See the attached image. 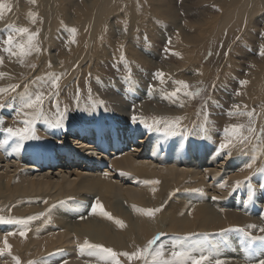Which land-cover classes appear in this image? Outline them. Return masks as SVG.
Instances as JSON below:
<instances>
[{"label": "bare ground", "instance_id": "6f19581e", "mask_svg": "<svg viewBox=\"0 0 264 264\" xmlns=\"http://www.w3.org/2000/svg\"><path fill=\"white\" fill-rule=\"evenodd\" d=\"M26 1L23 6L35 7L33 13H25L27 18H32V23H19L17 27H27L30 32L38 31L35 43L39 51H32L30 55L21 58L4 51L8 47L4 41L0 44V57H3L0 73L4 74L0 76V83L9 84V88L0 94L2 98L0 105H3L0 106V109L2 108L0 112L11 120L14 119V115H19L20 118L8 122L0 116V157H2L1 151H4L15 159L32 160L38 165L35 167L36 170H39L41 165L45 163L50 165L60 156L65 155L67 160L77 164L82 162L80 168L86 167L90 162L97 171L92 169V173H76V180L69 181L66 187L63 185L58 187L61 196L53 203H46L39 197L44 195L45 190L50 189L52 184L61 183L48 179L52 176H46L44 181L21 179V169L17 178L0 176V217L4 218L0 221V248H4L5 237L11 246L10 249L0 252V264H17L16 258L19 259L20 264H29L30 261L36 264H113L111 259H102L98 249L86 246L85 241L89 245H103L117 253H131L147 246L157 233H161L162 236L171 232L186 231L195 234L201 230H219L230 225L244 228L255 225V228L250 227V229L261 232L260 229L264 228V171H261L264 169V153L260 151L263 156L248 154L251 150L256 152V149L252 146L241 147L240 143L237 144L238 137L233 138L232 144L226 149L221 150L220 144L231 136L230 132L226 136L225 129L230 128L231 125H242L248 119L247 113H253L251 118L259 122L256 123L257 128L253 136L264 138V133L261 131L264 129V55L260 54L264 46V0H184L183 3L187 10L196 9L198 24L204 26L211 24L207 30L210 34L218 32L216 34L219 41L226 35L223 34V30L230 36L232 31L237 32L245 26L243 32L245 35L237 38L238 41L234 46L237 54L240 50L244 52L239 57L240 61L245 58L250 62L249 70L245 73L246 68L242 72L238 71L235 78L238 91L233 102L237 104L244 102L243 110H231V117L215 114L214 111L208 112L202 123L194 125L192 130L187 127L184 113L173 111L168 119L155 128V131L150 130L152 133L146 141L141 140L140 135L150 127L139 123L140 121L131 123L132 121L124 119V123L117 125L111 124L110 121L104 124L82 121L77 123L81 124L79 127L70 128L71 134L78 136L72 137V145L59 140L51 142L47 139L52 144L49 153L45 151L44 146L37 147L38 149L34 146L27 148L25 140L21 141L19 137L12 136L6 131L9 127L22 128L24 124L18 125L17 121L22 123L30 118L25 113L33 112L32 109H16V111L13 107L14 102L20 100L23 104L27 94L43 91L44 118H40L38 126L41 127L38 130H42L43 134L48 136H56L57 131H60L59 138H61L64 130H49L47 127L44 128L45 124L53 121L52 113L54 109L57 113L56 110L61 105H70V109L72 108L74 112L78 111L75 113L77 116L88 114L85 110L96 109L93 105L89 106V102L81 99L84 95L88 96L90 80L93 79L92 72L87 66L91 65L94 59L108 60V54L98 48L97 42L93 43L96 40L92 36H82L84 26L87 31L86 25L96 24L94 9L78 5L75 0ZM93 2L94 0L90 1L89 5ZM172 3V0H141V3L139 0H123L121 3L115 2L111 11L116 16H123L125 20L123 25H126L129 17L118 11L120 9L132 11L140 6L154 18L169 21L177 30L174 22L176 19L174 12H177V7L176 3ZM6 5L7 8L0 17V26L3 28L10 25V12L15 9L18 13L22 6L19 0H8ZM38 9L41 11V21L34 20ZM203 12L209 14L207 19H199ZM73 24L76 31L64 43L59 44L50 39L49 36L54 31ZM123 25H118V28ZM106 28L105 35H108L110 32L107 26ZM236 32L231 36L235 37ZM244 37L249 38L243 40ZM88 38L90 44L86 45ZM257 39H261V44ZM26 42L27 35L19 34L14 39L12 50L18 52L16 45ZM189 42L187 38L180 41L184 45H188ZM193 44L192 39L188 45L189 49L187 46L189 56L192 58L197 51L192 48ZM252 44H254V49L251 47L254 55L249 53L247 57L245 49ZM54 47L58 48L55 54L52 52ZM70 54L77 59H72ZM21 59L27 62L25 72L19 71V68L14 66V62ZM74 61L77 62V69L68 70L70 68L67 67L72 64L69 62ZM240 61L239 66L243 67ZM50 74L60 77L58 89L51 88ZM13 85L17 86L14 90L11 87ZM103 85L106 87L105 84ZM235 87L237 88L236 85ZM137 90L139 91L135 93L136 95L145 94L139 85ZM49 93L57 94L49 95ZM147 95L159 96L161 91L152 87ZM76 99H80L77 104H75ZM256 105L263 106L262 112L252 109ZM4 109L9 110L5 112ZM125 111L126 107L123 108V113H126ZM177 115L182 117L177 120ZM224 115L227 116L226 113ZM134 125L143 129L134 128ZM176 127L179 133L176 136L165 131L166 128H170V131L174 132ZM123 129L126 131L123 132ZM83 136H86L88 143L92 142L87 144L90 151L86 148V154L83 153L85 149ZM126 140L129 141L127 145L134 142L130 147L140 146L145 142L146 154L142 150L145 159L136 157L131 149L128 151L129 146L125 147ZM257 143L255 141L256 145ZM122 145H125V149H122ZM71 146L75 149H71ZM78 148H81L80 152ZM107 148H110L109 152L107 151L109 157L106 158L109 160L108 170L111 175L99 172L100 163L93 159L95 154L104 153L106 151L104 149ZM111 148L114 150L111 151ZM138 148H133V151L134 149L137 151ZM252 157H256L255 163H252ZM148 159L150 161H147ZM220 160L224 161L227 168L234 173L230 172L228 175L225 168L219 171L216 166ZM249 163H252L250 168L246 167ZM208 166H213L214 169H205ZM115 198L124 200L125 207L116 204ZM20 199L23 201H19ZM97 200L102 205L103 211L109 213L112 218L103 215L99 209L96 212L92 211V206ZM145 209H160V211L149 216L142 211ZM83 213H86L85 217L81 216ZM79 215L80 218L77 219ZM29 216H38V218L26 225L7 222L10 219H26ZM117 220L121 221L123 226L118 224ZM22 232L24 235H21ZM237 243L241 242L234 237L214 247V251L216 255L232 252L242 256L252 254L258 256L264 253V242L256 243L254 246L246 242H244L246 246ZM246 247H248L247 252H239L245 251ZM157 248L159 247L153 246L150 252L154 253ZM94 249L98 251L92 252ZM76 251L79 252L77 256ZM121 257L123 256H118V259L125 263L145 264L142 259L129 260L126 257L125 261ZM147 264H152L151 255L147 258ZM254 264H259V260H255Z\"/></svg>", "mask_w": 264, "mask_h": 264}, {"label": "rangeland", "instance_id": "374dc122", "mask_svg": "<svg viewBox=\"0 0 264 264\" xmlns=\"http://www.w3.org/2000/svg\"><path fill=\"white\" fill-rule=\"evenodd\" d=\"M7 1L8 0H2L5 4ZM90 1L92 0H75V3L86 8L90 7L94 9V19L96 24L95 26H92V24L86 25L87 31L84 29V26L82 29L84 32L82 36H92L96 40L93 41V43L97 42L98 48L100 50H104L108 54V60L99 59L96 61L94 59L91 61V65L87 66L90 72H92L93 79L90 80V92L88 96L84 95L81 99L85 102H89V106L93 105L96 109L85 110L88 111V114H78V116L75 114L78 111L75 110L76 112H74L72 108L70 109V105H61L60 108L56 110L57 113H55L54 109L52 113L53 121L46 123L45 127H43H47L49 130H64L61 134V138H59L60 131H57L56 136H48V134H43L42 130H38L41 127L38 126L40 123L39 120L40 118L42 119V117L44 118L43 112V115L39 119H35L33 124L32 134L36 138L25 140L27 148H31V146H34L35 148L44 146L45 151L49 153L51 143L48 142L47 139L51 142L59 140L67 145H72V137L74 138L77 135H72V130L70 128L79 127L81 124L77 123L82 121L98 122L100 124L110 121L111 124L116 125L124 123V119L132 121L131 123L140 121L139 123L143 125L147 124L151 126L149 130H146L140 135V139L146 141L149 134L152 133L150 130L155 131V128L160 123L168 119L173 111H182L184 113L183 116L187 118V127L192 130L194 125L202 123V119L208 112L214 111L215 114L231 117V110H243L245 104L244 102L242 104L233 102V99H235V95L238 91V84L235 82V78L238 71L241 70L242 72V70L246 68L244 70L245 73L249 70L248 68L250 67V62H247L245 58L240 61L239 57L244 52L240 50L237 54V50L234 46L240 36L245 35L243 33L245 26H243L244 29L241 27V29H238L237 32L235 31L238 34H236L235 37L231 36L235 33L234 31H232L233 33L231 32L229 36L223 30L224 33H222L224 35L226 34L225 36L228 39L225 36H222V39L219 41V39H217L218 35L216 34L218 32L210 34L207 27H210L211 24H207L206 26L198 24V13L196 12V9H185L183 5L184 0H172V4L176 3L177 7V12H174V16L176 18L174 22L179 32H177V30L173 27L172 23L154 18L147 10L141 8L140 6L134 8L132 11H125L123 9L118 11V13L120 12L129 17L127 24L123 25L125 21L123 16L120 14V17L118 15L116 16L115 13L111 11L115 2L121 3L123 0H94L93 4L89 5ZM139 2L141 3V0H139ZM19 3L22 5L20 7V12L18 11V13H16L15 9L10 12V25L5 26L4 28L0 26V44L3 43L4 39L10 33L14 37L19 35L11 32V26L17 27L19 23H32V18H27L25 13H33L35 11V7L23 6L27 3L26 0H19ZM68 13H71L70 10ZM36 14L37 15L34 20L41 21V11L39 9ZM208 15L209 14L203 12L199 19H207L206 17H208ZM204 22L206 23V20ZM118 25L123 26L118 28ZM106 26L110 32L108 35H105L107 30ZM60 30L54 31L55 34L53 32L52 35L49 36L50 39H53V41H56L59 44L67 41L73 34V30L76 31V27L74 24L62 26V29ZM249 37H251V35ZM249 37H244L243 40H246ZM183 38H187L190 42L192 39L194 40L192 48L197 49L194 57L195 59L189 56V52L187 50V46L190 42L188 45L180 43ZM57 39H60V41ZM257 42L261 44V39ZM216 43H219L220 45H216ZM87 44H90L89 38L87 39L86 45ZM251 47L254 49V44L246 47L245 49L247 57H249V53H253L254 55V51H252ZM57 51L58 48L55 49V47L52 50L54 54L57 53ZM92 53L93 48L91 50V54ZM255 56L257 57V53ZM70 57L74 60L77 59V57L73 58L71 54ZM216 60L218 63H216ZM239 61L242 62L243 67L239 66ZM25 63L27 62L21 63V61H15L14 66H17L19 71L25 72V68L27 67ZM69 63L72 64L67 67L70 68L68 70L73 71L77 69L76 61ZM245 64H247V66ZM159 72L164 74L163 78L156 75ZM180 81L187 82L188 88H184L183 85L179 84L178 82ZM239 83L241 84V82ZM103 84H105L106 87H104ZM138 85L145 91V94H135L139 91L137 90ZM152 87L160 90L161 95L149 97L147 92H150ZM8 88V83H0V89L6 90ZM177 89H180V91L177 92L176 96H172L171 93ZM197 92L198 94L195 95L186 94ZM1 99L2 98L0 97V100ZM64 99L67 100L65 96ZM78 100L80 99H76L75 104L79 102ZM58 104L60 103L58 102ZM13 107L15 110L22 109V102L20 100L15 101ZM124 107H126V113H123ZM252 109L262 112L263 106L261 105L259 107L256 105L253 106ZM4 110L7 112L9 109ZM225 113L227 116L224 115ZM0 116L2 117L1 119H5L8 122H14L17 119H20L19 115H14V119L12 120L8 119L3 112H0ZM251 116L248 115V119L244 121L242 124L244 127L241 129L247 139L240 142L238 138L237 144L240 143L241 147H254L257 153L254 152L255 150H251L248 152L250 155L263 156L261 155V152L263 151L262 154L264 153V138L262 136L254 137V131L249 132V130L246 129H256L257 124L259 123L257 120L253 121ZM133 117H136V119H130ZM177 117L180 118L182 115H177ZM58 120L60 121V126H56V122ZM180 123L181 122H178V124ZM17 124L23 125L24 123H19L17 121ZM178 124L176 123L177 126ZM127 125H129V123ZM25 126L26 125L24 124L23 127ZM134 128L139 129L141 127L134 125ZM125 131L126 130L123 129V132ZM174 133L175 134L173 136L179 134L178 127H176V131H174ZM83 137L85 138V141L83 142V148H85L83 153H85L86 148L88 147L87 144H92V142L88 143L86 136ZM255 141L258 142L257 145L255 144ZM133 143L134 142H131L128 145L125 144L126 146L122 145V149H125L124 146L126 148L129 146L128 151L131 149L133 154L137 155L136 157L145 159L142 154V150L143 153H145L144 145L146 143L144 142L140 146L134 145L133 147H130V144ZM71 147V149H75L73 146ZM137 147H139L138 150L135 151L134 149L133 151V148ZM80 150L81 148H78L79 152ZM87 150L90 151L88 148ZM108 150H110V148H107L104 153L100 154L98 152L99 154H95V156H93V159H96L98 163H100L98 168L99 172L102 171L105 175L108 173L110 174V171L108 170L109 160L106 158L109 157ZM6 155L7 154H5L4 151H1L2 157H0V176H12L17 178L18 172H20L19 169H21V179L44 181L46 176H52L51 178L48 177V179H51L53 182H61L58 185L52 184L50 189L45 190L44 195L39 196L46 203H53L60 199L61 194H59L60 190L58 187L60 185L66 187L68 186L69 181L76 180V173H92V169L97 171L96 167H92L94 164L89 163L90 166L86 164V167L80 168L83 164L67 163V161L64 160L65 157L63 156H60L59 159H57V163L54 165L45 163V165L40 166L39 170H36L37 168L35 167H38V165H35L34 161L25 158L15 159L14 157ZM147 161L150 160L148 159ZM103 164H106L107 168L104 167L105 169H103ZM155 164L156 163H153V165ZM216 167L219 171H222L225 168L224 170H226L228 175H230V172H233L231 169L227 168L226 163L221 160L217 163ZM205 169H214V167L208 166ZM19 201H23V199H20ZM114 202L123 208L125 207V201L122 199L115 198ZM88 212L90 213V211ZM85 215L86 213H83L81 216L85 217ZM79 218L80 215L77 219ZM240 229H243L244 232L239 231ZM245 232L250 235L246 236L244 234ZM154 237H158V239L152 247H160V245H163L165 259L170 258L171 252L173 251L172 245L173 243H177L183 244L185 247L188 245L203 244L205 249L203 254L209 255L211 253L208 264H216L217 260H220L222 264H254L257 259L259 261L264 260V253L258 256H254L253 254L250 256H242L232 252L216 255L214 251V247L234 237L239 239V242L241 243L237 244L242 246H246L244 242L250 243L252 246L256 245V243L264 242V240L255 239L256 237H264V232L252 231L250 227L244 228L239 225H230L219 230H201L195 234L186 231L171 232L169 235L165 234L162 236L161 233H157ZM176 250H179V248ZM93 251L97 252L98 250L94 249L92 252ZM247 251L248 247H246L245 251L239 252L245 253ZM76 252L77 256L79 252ZM200 254V252L193 253V255L197 256ZM121 258L126 261V257L123 256ZM119 260L121 261V264H130L123 262L121 259ZM188 264H191V262L189 261Z\"/></svg>", "mask_w": 264, "mask_h": 264}, {"label": "snow or ice", "instance_id": "6c2138e0", "mask_svg": "<svg viewBox=\"0 0 264 264\" xmlns=\"http://www.w3.org/2000/svg\"><path fill=\"white\" fill-rule=\"evenodd\" d=\"M7 8V5L0 0V17L3 16L5 9ZM75 31V30H73ZM11 32L17 33V34H26L27 35V42L26 43H20L17 44L16 47L19 49L18 52H14L12 50V46L14 43L15 37L12 34H9L7 39L4 40V44L8 45L4 49V51L9 52L11 55H18L21 58L25 57L27 55H30L32 51H39V48L37 44L35 43L36 38L38 36V31L37 32H30L27 27H14L11 26ZM261 55H264V46H262V50L260 52ZM3 63V57H0V64ZM21 63H23V60L21 59ZM3 73H0V76H3ZM51 75V88L53 89H58L59 84L58 81L60 79L59 76H56L55 74H50ZM160 78H163V73L159 72L156 74ZM179 84L183 85L184 88H188L187 82L180 81L178 82ZM243 83V82H242ZM13 90L15 89V85L11 86ZM4 89H0V92H3ZM180 89L175 90L174 92L171 93L172 96H176L177 92H179ZM57 93H49V95H55ZM188 95H195L197 93H186ZM45 100V93L43 91H38L34 94H27L25 102L22 104V109H32L33 112L31 113H25L26 116L30 117L28 119H25L23 123L26 125L24 128H11L9 127L6 131L11 134L12 136L19 137L21 141L27 140V139H32L36 138L32 132H33V124L35 119H39L43 115V104ZM3 106V105H0ZM238 107V106H237ZM249 116L252 115V113H247ZM133 119H136V117H133ZM179 118H177L178 120ZM56 126H60V121L58 120L56 122ZM148 127H151L149 125H146ZM171 127V126H170ZM243 125H231L230 128L225 129L226 136L230 132L231 136L227 137L224 142L220 144V149H226L229 147L230 144H232L233 138H239L240 142H243L244 140L247 139L241 131L243 128ZM166 132H169V134L174 135L175 133L170 131V128L165 129ZM255 129L249 128V132H253ZM262 133H264V129L261 130ZM256 157H253L252 163H255ZM252 163H249L246 165V167H251ZM261 171H264V169H261ZM240 182L238 181L237 184ZM213 199H216L213 197ZM97 209H99L103 215L108 216L109 218H112L109 213L104 212L102 205L100 204L99 200L96 201V203L92 206V211L96 212ZM145 212V214L152 216L154 215L155 212L160 211V209H145L142 210ZM43 215V214H40ZM38 216H29L26 219H10L7 222L8 223H18L22 225H26L28 222L37 219ZM4 218L0 217V221H3ZM118 224H121L123 226V223L119 220L116 221ZM249 227L255 228V225H250ZM223 231V230H222ZM239 231L244 232L243 229H240ZM260 231L264 232V228H261ZM246 236L250 235L249 233L245 232L244 233ZM21 235H24L22 232ZM158 237H154L152 240H150L143 249H137L134 252H123V253H117L111 248H105L103 245H89L87 241H85V245L90 247V248H95L98 249L99 252L102 254L101 258L102 259H111L113 261V264H121V261L118 259V256H124L127 257L129 260L132 259H142L145 261V264H147V258L149 255L152 257V264H188L190 261L191 264H208L210 255H204L203 252L205 251L203 244L201 245H188L185 247L183 244H177L173 243L172 248L173 251L171 252L170 258L165 259L164 258V246L160 245L159 248L155 250V252H150V249L152 248V245L156 243V240ZM255 239H261L264 240V237H256ZM10 245L7 242V237L4 239V248H0V252H3L5 250L10 249ZM179 248V250H176ZM194 252H200L201 254L199 256L193 255ZM17 259V264H20L19 259ZM29 264H36L34 261H30ZM216 264H222L220 260L216 261ZM259 264H264V260L259 261Z\"/></svg>", "mask_w": 264, "mask_h": 264}]
</instances>
